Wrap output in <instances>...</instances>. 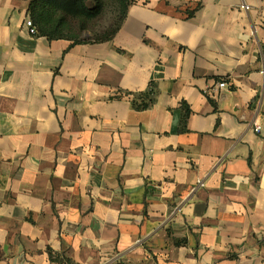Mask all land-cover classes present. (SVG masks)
I'll list each match as a JSON object with an SVG mask.
<instances>
[{"label":"crops","instance_id":"0c3cea01","mask_svg":"<svg viewBox=\"0 0 264 264\" xmlns=\"http://www.w3.org/2000/svg\"><path fill=\"white\" fill-rule=\"evenodd\" d=\"M30 1L0 0V264H264V0H135L81 43Z\"/></svg>","mask_w":264,"mask_h":264},{"label":"trees","instance_id":"16d2710c","mask_svg":"<svg viewBox=\"0 0 264 264\" xmlns=\"http://www.w3.org/2000/svg\"><path fill=\"white\" fill-rule=\"evenodd\" d=\"M135 0H31L29 16L36 27L37 36L50 40L69 39L75 43L110 40L120 29L130 5ZM115 5V25L94 31L91 23L100 20ZM112 27V28H111ZM86 39L82 36L88 35ZM156 91L151 85L143 93V101L135 105L139 109L148 108L156 101ZM189 109L187 113H189Z\"/></svg>","mask_w":264,"mask_h":264},{"label":"rangeland","instance_id":"374dc122","mask_svg":"<svg viewBox=\"0 0 264 264\" xmlns=\"http://www.w3.org/2000/svg\"><path fill=\"white\" fill-rule=\"evenodd\" d=\"M116 19V11H115V5H110L108 11L106 12V14L104 15V17H102L100 20L95 21V23H91V25L95 26L94 31H100L102 30L105 26L108 27L111 25H115L114 21ZM112 28V27H111ZM87 37H89L88 35H83L82 38L86 39Z\"/></svg>","mask_w":264,"mask_h":264},{"label":"built area","instance_id":"2783aa9c","mask_svg":"<svg viewBox=\"0 0 264 264\" xmlns=\"http://www.w3.org/2000/svg\"><path fill=\"white\" fill-rule=\"evenodd\" d=\"M244 7L246 9L249 8L247 5H245ZM26 24H27L30 32L33 33V34H36V27L33 25V22H32L30 17L27 18ZM220 86L223 88V87L227 86V83L226 82H222V83H220ZM255 130L257 132H260L261 129H260L259 125H256ZM102 264H110V263H108V261H105Z\"/></svg>","mask_w":264,"mask_h":264}]
</instances>
